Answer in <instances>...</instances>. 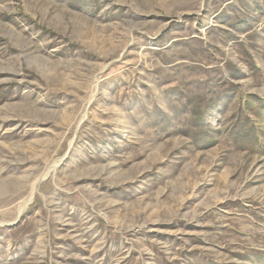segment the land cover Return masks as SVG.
Returning a JSON list of instances; mask_svg holds the SVG:
<instances>
[{"label": "rangeland", "instance_id": "1", "mask_svg": "<svg viewBox=\"0 0 264 264\" xmlns=\"http://www.w3.org/2000/svg\"><path fill=\"white\" fill-rule=\"evenodd\" d=\"M0 264H264V0H0Z\"/></svg>", "mask_w": 264, "mask_h": 264}]
</instances>
